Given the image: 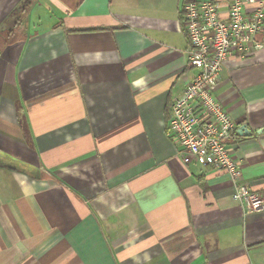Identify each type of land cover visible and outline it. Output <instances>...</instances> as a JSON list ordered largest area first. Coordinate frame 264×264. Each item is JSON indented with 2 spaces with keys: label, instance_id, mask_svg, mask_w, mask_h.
<instances>
[{
  "label": "crops",
  "instance_id": "crops-1",
  "mask_svg": "<svg viewBox=\"0 0 264 264\" xmlns=\"http://www.w3.org/2000/svg\"><path fill=\"white\" fill-rule=\"evenodd\" d=\"M207 1L0 0V264H264V210L166 134L197 73L181 7ZM254 41L214 95L264 195V25Z\"/></svg>",
  "mask_w": 264,
  "mask_h": 264
},
{
  "label": "built area",
  "instance_id": "built-area-1",
  "mask_svg": "<svg viewBox=\"0 0 264 264\" xmlns=\"http://www.w3.org/2000/svg\"><path fill=\"white\" fill-rule=\"evenodd\" d=\"M188 44L187 64L197 71L169 105L166 134L185 166L198 165L226 173L234 184L231 199L246 213L264 210V195L243 181L231 154L235 123L214 95L223 63L261 46L254 41L264 25V0H231L225 11L213 0L181 7Z\"/></svg>",
  "mask_w": 264,
  "mask_h": 264
},
{
  "label": "water",
  "instance_id": "water-1",
  "mask_svg": "<svg viewBox=\"0 0 264 264\" xmlns=\"http://www.w3.org/2000/svg\"><path fill=\"white\" fill-rule=\"evenodd\" d=\"M245 131H246L245 128H243V127L240 128V133H243V132H245ZM241 135H242V134H241Z\"/></svg>",
  "mask_w": 264,
  "mask_h": 264
},
{
  "label": "trees",
  "instance_id": "trees-1",
  "mask_svg": "<svg viewBox=\"0 0 264 264\" xmlns=\"http://www.w3.org/2000/svg\"><path fill=\"white\" fill-rule=\"evenodd\" d=\"M186 4H187V3H186ZM184 5H185V4H184ZM184 5H183V6H184ZM180 15H181V13H180ZM180 19H181V17H180ZM168 117H169V115H168ZM168 117H167V119H168ZM167 119H166V121H167Z\"/></svg>",
  "mask_w": 264,
  "mask_h": 264
}]
</instances>
